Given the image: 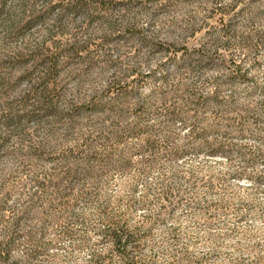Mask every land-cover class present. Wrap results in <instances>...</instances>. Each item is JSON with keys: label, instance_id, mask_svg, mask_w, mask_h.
<instances>
[{"label": "rangeland", "instance_id": "obj_1", "mask_svg": "<svg viewBox=\"0 0 264 264\" xmlns=\"http://www.w3.org/2000/svg\"><path fill=\"white\" fill-rule=\"evenodd\" d=\"M16 2L7 0V5ZM102 16L114 30L104 22L87 26L81 17L63 29L53 28L50 35L53 19L13 32L0 22V200L9 193L7 205L24 214L22 237L43 235L48 242L25 264H264V0H124ZM72 42H86L88 50L61 61L53 87L61 95L59 106L103 93L112 79L142 76L145 81L130 85L128 94L144 102L147 116L141 128L147 131H127L111 145L107 138L117 130V118L104 114L86 116L73 133L51 122L29 121L22 130L4 127L8 107L20 114L36 103L41 73L30 53L36 47L42 52L67 48ZM159 44L176 56L155 48ZM183 47H202L205 57L237 62L253 75V86L240 80L230 86L225 70L200 69L193 51L196 58L188 68ZM133 72L137 76L129 75ZM164 73L166 79L159 81ZM218 84L223 97L235 89L233 105L246 113L245 136L231 140L246 157L233 152L172 158L165 135H175V149L182 148L186 136L177 122L164 121L165 109L182 107L186 88L209 95ZM134 103L122 99L121 127L135 124ZM230 112L227 117H236ZM147 141H155L154 146ZM72 148L83 155L112 151L108 182L96 189L85 183L61 195L37 189L34 180L43 174L57 178L49 160ZM124 159L129 164L117 168ZM116 220L134 233L124 257L100 240V232ZM31 247L20 242L13 258L23 261Z\"/></svg>", "mask_w": 264, "mask_h": 264}, {"label": "trees", "instance_id": "obj_2", "mask_svg": "<svg viewBox=\"0 0 264 264\" xmlns=\"http://www.w3.org/2000/svg\"><path fill=\"white\" fill-rule=\"evenodd\" d=\"M124 0H17L13 7L7 5V0H0V22L9 29L10 32L27 29L33 25H44L49 19H53L52 28H48L50 35L53 28L63 29L68 23L77 21V18H82L87 26L94 23H105L108 30H114L110 21L106 18L103 20L101 14H106L116 9ZM215 1V0H213ZM232 7V6H231ZM222 9H220L221 12ZM221 18L224 19V11L221 13ZM103 23V24H104ZM42 45L44 42L41 43ZM41 45V46H42ZM155 48L169 52L171 57L176 56V51L170 50L168 46L162 47L160 44ZM88 50L86 42L78 44L72 42L67 48L54 46L53 50L48 49L42 52L39 47H36L29 55L35 63V69L41 73L39 87L35 89V105L28 110L16 114L8 107V115L4 117L3 125L8 127L14 125L20 129L25 123L33 121L36 124L45 122L63 124L67 130L73 133V129L78 122H82L86 116L92 114H104L107 117L115 115L117 122L115 133L108 136L107 141L114 144L120 140L122 135L129 131V134L137 135L138 132H145L147 129L141 128V124L147 116L144 102L134 93L128 94L130 85L141 84L145 81V77H133L130 80L123 81L122 79H112L110 84L101 94L91 95L87 101L75 103L71 101L65 107L59 106L60 93L53 87L59 73L61 61L65 58L81 57V52ZM196 53L197 65L200 69L216 68L226 71L225 78L228 83L234 85L237 81L252 82L253 75L242 70L239 64L231 59L224 57H205L206 54L202 47L192 50ZM192 51L188 48H182V55L186 57V66L192 67ZM88 53V52H87ZM19 58V56H17ZM13 59H15L13 57ZM233 63V68L229 64ZM136 75V72L129 73ZM128 75V76H129ZM137 76V75H136ZM167 73L161 74L157 79L163 81L166 79ZM153 77V76H148ZM130 83V84H129ZM218 87L215 88L209 95L201 92L196 87H189L183 90L180 96L182 107L171 106L165 109L163 119L170 124L174 121L178 123L182 133L186 138L181 145L182 148L175 149L172 147V141L176 139L175 135L168 133L165 135L164 143L168 146L171 144L170 154L172 158H184L187 155H197L200 153L208 154L209 156H224L228 157L235 152L241 158H245L244 150L241 147H236L231 143L233 138L241 139L246 134V113H241L233 105L237 94L230 91L229 95L223 97ZM113 90V91H112ZM131 98L135 100L134 116L135 124L121 127L120 120L125 116L126 108L122 106V99ZM184 107V108H183ZM234 112L236 117H227L226 114ZM230 112V113H229ZM140 126V127H139ZM22 130V129H20ZM131 130L137 131L130 133ZM113 135V136H112ZM179 135V134H178ZM6 136V135H5ZM4 136V137H5ZM4 137H2L4 139ZM84 144L90 147V140L85 138ZM148 146H154L155 141H147ZM116 144V142H115ZM39 149V148H37ZM112 151L104 155L91 153L83 155L79 151L70 149L60 157L50 159L49 164L52 172H58L55 180L50 179L48 173L43 174L41 179H35L37 189L51 188L60 195L64 190H80L85 183L90 184L92 189H96L98 185L102 187L103 183L108 182L107 166L111 160ZM248 157V156H247ZM118 162L117 168L123 169L129 163L128 159ZM148 161V160H147ZM253 157H249L247 163L252 164ZM95 165L97 169H95ZM32 194L30 197L33 198ZM91 195V193L89 194ZM9 193L0 200V264H25L32 261L41 249H44L48 242L43 240V235L38 239H34L31 233L22 237L19 234L24 220V214H18L13 206L7 205ZM8 212L9 215H5ZM122 224V225H121ZM125 223L119 221H110L109 226L100 232V240H104L111 244V247L117 250L119 256H125L126 246L131 243L134 238V233L128 231L124 226ZM114 225V226H113ZM43 234V233H41ZM23 238V240H21ZM22 241L31 243L30 250L25 254L23 261L13 258L14 251ZM124 264H134L133 261L124 262Z\"/></svg>", "mask_w": 264, "mask_h": 264}]
</instances>
